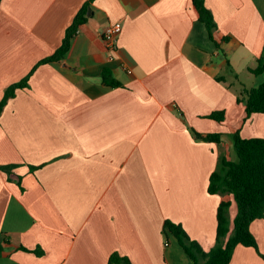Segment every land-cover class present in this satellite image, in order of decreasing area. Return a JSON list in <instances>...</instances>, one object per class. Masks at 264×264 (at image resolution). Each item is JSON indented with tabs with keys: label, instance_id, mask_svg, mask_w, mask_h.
Returning a JSON list of instances; mask_svg holds the SVG:
<instances>
[{
	"label": "crops",
	"instance_id": "obj_1",
	"mask_svg": "<svg viewBox=\"0 0 264 264\" xmlns=\"http://www.w3.org/2000/svg\"><path fill=\"white\" fill-rule=\"evenodd\" d=\"M89 0H2L0 101L62 45ZM211 40L193 0H94L66 57L43 64L0 115V264H193L179 224L208 252L225 197L208 192L232 135L264 138V114L247 117L243 87L264 82V0H205ZM120 22L118 50L102 34ZM228 38L227 41H224ZM112 56V58H111ZM109 70L120 87L103 80ZM224 111L225 120L208 118ZM220 134L221 143L197 140ZM235 151V150H234ZM31 167H39L31 170ZM230 230L238 213L226 197ZM250 230L264 255V219ZM41 248L44 255L21 250ZM230 264H264L237 246Z\"/></svg>",
	"mask_w": 264,
	"mask_h": 264
},
{
	"label": "trees",
	"instance_id": "obj_2",
	"mask_svg": "<svg viewBox=\"0 0 264 264\" xmlns=\"http://www.w3.org/2000/svg\"><path fill=\"white\" fill-rule=\"evenodd\" d=\"M0 0V4H1ZM87 1L78 11L70 27L65 32L62 45L55 53L41 60L33 70L21 81L10 85L0 101V115L8 101L15 97L18 90L29 88V80L37 68L43 64L63 60L71 45V39L77 30L88 20L87 14L91 3ZM193 4L199 14V21L205 25L209 37L214 40V32L217 29L214 16L206 6L205 0H193ZM225 38L224 41H227ZM252 73L256 76L264 73V57L258 60V66ZM103 80L111 87H120L122 84L112 78L109 70L103 72ZM238 102L245 107L247 117L253 114H264V82L251 88L243 87L238 97ZM208 118L222 122L225 120V112H213ZM195 138L204 142L221 143L220 134L202 135L193 130ZM234 150L237 155L236 161L228 160L224 156L219 157L217 169L209 178L208 192L211 195L225 197L218 207L217 212V236L215 246L205 252L198 242L192 241L186 231L179 224L166 221L163 226V234H172L183 248L193 264H230L233 253L237 246L254 248L261 254L257 240L250 230L251 224L256 220L264 219V138H243L239 131L232 135ZM15 165L0 166V170L10 173ZM39 167H31L36 170ZM233 196L237 203L238 213L234 220V228L231 232L228 212L231 206L226 197ZM3 237L0 235V242ZM25 252H31L41 257L44 251L39 247L35 250L22 248ZM3 249L0 247V257ZM110 264H131L126 258L118 253H113L109 258Z\"/></svg>",
	"mask_w": 264,
	"mask_h": 264
},
{
	"label": "built area",
	"instance_id": "obj_3",
	"mask_svg": "<svg viewBox=\"0 0 264 264\" xmlns=\"http://www.w3.org/2000/svg\"><path fill=\"white\" fill-rule=\"evenodd\" d=\"M122 29L123 27L120 22L111 23L104 29L102 38L107 51L113 53L118 50V41Z\"/></svg>",
	"mask_w": 264,
	"mask_h": 264
},
{
	"label": "rangeland",
	"instance_id": "obj_4",
	"mask_svg": "<svg viewBox=\"0 0 264 264\" xmlns=\"http://www.w3.org/2000/svg\"><path fill=\"white\" fill-rule=\"evenodd\" d=\"M232 154H233L235 157H237V155H236L234 149H232Z\"/></svg>",
	"mask_w": 264,
	"mask_h": 264
}]
</instances>
